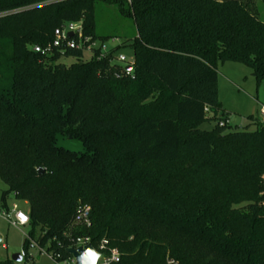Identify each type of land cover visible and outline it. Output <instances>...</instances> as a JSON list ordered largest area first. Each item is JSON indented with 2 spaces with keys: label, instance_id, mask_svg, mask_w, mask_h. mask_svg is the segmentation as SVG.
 <instances>
[{
  "label": "trees",
  "instance_id": "1",
  "mask_svg": "<svg viewBox=\"0 0 264 264\" xmlns=\"http://www.w3.org/2000/svg\"><path fill=\"white\" fill-rule=\"evenodd\" d=\"M98 3L115 4L136 35L86 60L82 48L33 50L67 22L81 21L88 43L116 38L96 34ZM253 3L0 0L1 200L27 203L30 237L63 256L72 237L105 238L122 264H264V121L231 129L217 116L219 64L242 62L264 78ZM122 47L131 75L114 60ZM80 203L91 207L89 227L73 222Z\"/></svg>",
  "mask_w": 264,
  "mask_h": 264
},
{
  "label": "rangeland",
  "instance_id": "2",
  "mask_svg": "<svg viewBox=\"0 0 264 264\" xmlns=\"http://www.w3.org/2000/svg\"><path fill=\"white\" fill-rule=\"evenodd\" d=\"M253 10L258 18L264 22V3L260 0H254ZM96 29L98 36H114L104 42V49L109 50L120 41L133 38L136 35V29L131 18L122 15L115 4L98 3L95 11ZM100 43L96 42L95 48ZM90 49L83 50V59H89L91 56ZM119 53L125 55L127 60L132 59V53L129 47H122ZM61 62L69 64L74 61L72 57H62ZM218 98L221 101V108L217 116L226 115L231 129H242L247 127L252 129L254 124L253 118L260 119L259 109L264 106V78L257 80L251 73V70L242 62L225 61L218 65L217 75ZM206 117H212L210 112L205 113ZM216 120L204 121L200 125L202 129H211ZM57 144L71 150H83L79 141L68 139L61 135L57 136ZM6 189V185L0 180V204L1 193ZM7 204L17 202L20 209L27 211L28 205L25 201L16 200L13 194L6 198ZM29 230V224L22 227H12L0 219V260L11 258L13 253H20L23 248L24 235ZM33 255L34 264H55L45 255L37 251L30 250Z\"/></svg>",
  "mask_w": 264,
  "mask_h": 264
},
{
  "label": "built area",
  "instance_id": "3",
  "mask_svg": "<svg viewBox=\"0 0 264 264\" xmlns=\"http://www.w3.org/2000/svg\"><path fill=\"white\" fill-rule=\"evenodd\" d=\"M71 33V35H69ZM89 38L83 37L82 35V24L81 21L67 22L61 27L54 29V38L52 42L48 43L46 46L42 47L39 45L33 46V50L40 52L46 56H50L54 50L59 51L63 54L68 49L82 48L90 49L92 51L95 48L96 42L94 41L88 43ZM100 43V42H99ZM100 47V54L105 56L109 53V50L104 49V44L97 46ZM116 62L123 66L124 73L126 75H131L133 73V57L129 61L126 59L125 55L118 53L115 55ZM131 65V70H126V66ZM210 112L209 107L204 108V113ZM260 119L264 121V106L262 105L259 109ZM229 123L228 119H220L218 121L219 126H225ZM90 213L91 207L87 203H80L76 207V211L73 217V222L75 224L90 226ZM21 214L27 217L26 221L21 219ZM0 219L5 221L12 227L18 228L29 224V217L27 211H23L19 208L17 202H12L11 204L1 203L0 204ZM26 239V247H23L20 251L22 258L27 257L33 260V255L29 253L30 250L37 251L41 255H45L55 264H77L75 258L68 253L67 256H63L59 251L50 249L49 243L45 245H40L36 238L30 237L27 233L24 235ZM92 245L89 237H72L70 238V245L68 248H77L78 246ZM94 250L99 254V259L96 260L95 264H122L120 262V253L115 247H110L108 240L103 238L95 246L92 245ZM166 264H179L173 259H167Z\"/></svg>",
  "mask_w": 264,
  "mask_h": 264
},
{
  "label": "water",
  "instance_id": "4",
  "mask_svg": "<svg viewBox=\"0 0 264 264\" xmlns=\"http://www.w3.org/2000/svg\"><path fill=\"white\" fill-rule=\"evenodd\" d=\"M69 35H71V33H69ZM125 68L126 70H131L132 66L127 65ZM43 171H44L43 168H38L39 174L43 173ZM0 241H1V237H0ZM67 252L75 258L77 264H93V262L96 263L97 260L96 254H98L90 244L85 246H78L77 248H68ZM89 253H92V255H89ZM11 260L15 262L18 261L21 262L20 253H13L11 255Z\"/></svg>",
  "mask_w": 264,
  "mask_h": 264
},
{
  "label": "clouds",
  "instance_id": "5",
  "mask_svg": "<svg viewBox=\"0 0 264 264\" xmlns=\"http://www.w3.org/2000/svg\"><path fill=\"white\" fill-rule=\"evenodd\" d=\"M22 217H23V219H22ZM21 219L23 220V221H26L27 220V217L26 216H23L22 214H21ZM89 255H92V253H89ZM97 255V259H99V254H96ZM21 260H22V257H21ZM18 264H20V262L18 261ZM93 264H95V262H93Z\"/></svg>",
  "mask_w": 264,
  "mask_h": 264
},
{
  "label": "crops",
  "instance_id": "6",
  "mask_svg": "<svg viewBox=\"0 0 264 264\" xmlns=\"http://www.w3.org/2000/svg\"><path fill=\"white\" fill-rule=\"evenodd\" d=\"M218 112V111H217ZM210 114L213 116V115H215L212 111H210Z\"/></svg>",
  "mask_w": 264,
  "mask_h": 264
},
{
  "label": "snow or ice",
  "instance_id": "7",
  "mask_svg": "<svg viewBox=\"0 0 264 264\" xmlns=\"http://www.w3.org/2000/svg\"><path fill=\"white\" fill-rule=\"evenodd\" d=\"M22 219H23V217H22Z\"/></svg>",
  "mask_w": 264,
  "mask_h": 264
}]
</instances>
